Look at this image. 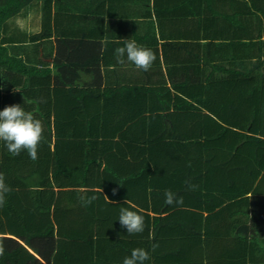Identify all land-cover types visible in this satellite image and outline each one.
<instances>
[{
    "label": "crops",
    "instance_id": "0c3cea01",
    "mask_svg": "<svg viewBox=\"0 0 264 264\" xmlns=\"http://www.w3.org/2000/svg\"><path fill=\"white\" fill-rule=\"evenodd\" d=\"M61 3L64 14L51 19L46 37L36 38L42 31V7L38 16L31 13L34 10H23L21 13L35 18L33 23L37 24L32 30L17 26L9 33L7 25L4 26L0 43L12 60L3 58L0 66V111L8 106L20 105L26 112H31L42 122L41 142L45 143L49 141L48 136L51 142L54 141L53 129L58 123L65 122L73 132L82 127L80 124L85 126L90 123L91 119L101 127L106 120L113 124V120L128 119L133 112L135 120L141 119L143 125L139 124L134 135L137 138L150 137L151 140L152 137L161 138L163 143L161 151L156 150L161 154L151 150L145 155L151 160L152 171L158 167L160 172L177 177L181 175L185 180L197 179L208 166L210 171L217 173L215 177L225 174L224 183L208 179L201 187L196 180L194 189L186 188L188 192L202 190V197L189 198L184 189L177 194L183 198L182 205H167L165 191L172 189L169 182L161 181L162 173L152 176L150 172L141 171L139 181L132 178L127 183L131 197L114 201L106 198L99 204L101 216L109 223L111 239L102 245L99 243L96 249L99 264H123V260L130 257L131 251L136 248L149 253L150 258L144 264H264V167L261 170L258 167L249 168V175L246 171L242 179L238 164L232 167L230 162L236 153L227 147L231 137L218 135V125L206 118L201 126L200 121L204 117L188 121L183 115L186 112L179 107L186 100L196 105L191 96L207 93L200 85L226 79L228 71L218 68L215 71L214 64L226 69L230 66L236 77L251 75L246 71L256 59L248 58L246 46L236 45L255 41L248 39L247 27L244 28L251 25L250 16L238 15L243 23L241 28L225 24L216 15L217 12L233 13L227 0H61ZM192 11L199 17L203 12L205 15L202 17H209V22L198 26ZM186 14L189 16L186 17ZM257 14L260 19L262 13ZM187 18L190 21H186ZM215 19L218 21L215 22ZM219 29H230L231 38L232 34H238L239 39L219 41L213 37L219 34ZM263 32L261 26V41L264 40ZM125 40H134L138 46L151 49L155 54L156 59L147 72L138 70L126 55L123 64L117 62L115 49L123 47ZM225 45L229 47L222 53L220 49ZM260 58L263 63L253 70L255 76H264V60ZM13 60L16 65L11 63ZM233 61L236 64L232 65ZM206 62L211 65L204 66ZM154 87L168 89L169 92L138 90H152ZM228 108L225 117L235 122L237 115H232L234 107ZM199 110L191 112L208 114L205 107ZM133 120L128 124L134 123ZM207 123L208 127L204 128ZM109 141L118 142L120 137L116 135ZM41 142L37 159L32 160L26 151L11 156L4 142L0 141V173L11 189H17V184L25 181L31 189L39 187H36L38 177L34 171L40 165L36 160L45 156ZM123 143L130 146L132 141L125 140ZM50 148L53 150V143H50ZM127 152L126 160H130L128 167L133 171L136 166L132 163H137V152L130 149ZM242 155L243 164L247 165L249 156L246 152ZM222 169L224 172H221ZM11 184H15L14 187ZM52 189L59 190L56 186ZM160 189L164 193H157ZM79 190L83 192L84 188ZM98 190L102 192V189ZM208 190L212 192V197L206 193H209ZM142 191L146 192L145 195L140 193ZM7 196L5 205L0 207V238L17 240L41 260L21 239L1 226L11 219L24 222L29 215L22 208L17 211L6 209ZM20 204L23 206L26 202ZM48 205L46 201L42 203L43 208ZM141 205L147 208L143 209ZM73 207L71 201L66 202L62 206L63 211L59 212V221H69L65 213ZM121 208L147 216L142 215L144 227L145 223L150 224L148 236L144 232L127 234L126 229L121 228L118 220ZM50 212H53L52 206ZM80 216L83 217L82 214ZM74 217H71L72 220ZM154 218H158L160 226L159 233L155 235L158 239L162 238L158 247L161 251L153 250L152 244L151 247H143L144 242L155 238ZM37 219L34 216L33 222ZM168 229L173 230L172 235L168 234ZM135 239L140 241L131 246ZM113 243L115 247H112ZM259 259L262 260L257 263Z\"/></svg>",
    "mask_w": 264,
    "mask_h": 264
},
{
    "label": "trees",
    "instance_id": "16d2710c",
    "mask_svg": "<svg viewBox=\"0 0 264 264\" xmlns=\"http://www.w3.org/2000/svg\"><path fill=\"white\" fill-rule=\"evenodd\" d=\"M227 1L229 9L233 13L230 15L229 13L217 12L216 15L220 20H224L225 24H231L233 28L243 27V23L239 21L238 15L243 16L248 14L251 22L258 20L256 22L257 27L255 25L254 27L251 25L244 26V28L247 27L246 34L248 35V39L255 41L236 44L246 46L248 58L256 59V62L250 63L251 67L246 71L251 73V75L242 74L243 77H236L235 73L232 74L230 66L228 70L222 68L219 64H214L215 71L218 69L225 70V72L228 71L226 79L207 82L204 86L200 85L203 87L202 90L205 89L207 93L200 96H191L196 105L193 106L191 103H187L186 100L181 102L179 107L182 108V112H186L183 115L188 121L204 117L200 121L201 126H203L206 118L208 122L211 121L218 125V135L231 137L227 147L236 153L234 158H230V162L232 167L238 164L237 167L240 169V176L242 177L246 171L249 175V168L258 167L261 170L264 167V157L261 158V152L264 153V76H261V74H258V76L253 75V70H257L263 63L260 57L264 60V40H260L261 26L264 29V0ZM37 2L42 3V31L36 35V38H41V36L46 37L49 34L51 19L62 17V15H59L60 13L64 14V5L61 3V0H0V37L4 26L10 19L20 15L23 10ZM258 12L262 13L260 19L257 14ZM192 14H194L192 16L197 17L196 23L198 26L201 23L205 25V22H209L210 20L207 16L202 17V15H205L203 12L200 17L193 11ZM186 21H190V18H187ZM218 33L217 35L214 34L213 37L219 41L231 38L230 29H224L223 31L219 29ZM232 35L231 39H239L238 34ZM196 37L197 39L200 38L198 35ZM209 37L212 36H205V38ZM228 47L229 45H225L220 51L223 50L222 53H225L226 50L224 49ZM3 58L8 60L9 57L6 54V48L2 47L0 43V66ZM11 63L16 65V61L14 60ZM234 64L236 63L233 61L232 65ZM207 65L211 64L206 62L204 66ZM12 69L9 70L12 71ZM206 80H208V77ZM138 90L155 93L161 91L169 92L168 89L161 90L158 87H154L152 90ZM234 102L238 105H235ZM230 106L234 107L232 115L234 117L235 114L237 115L235 122L225 117L227 109ZM236 106H238L239 110L236 109ZM200 107H205L208 114L202 115L200 112H198L199 114L196 112L193 114L191 112L194 110L200 111ZM135 117V113L132 112V115L128 119L120 120L119 118L116 121L113 120V124L108 123V120H106L101 127L98 126L97 121L91 119L90 123L85 126L80 124L82 127L79 128V126L78 131L73 132L72 129L70 130V126H66L65 122L58 123L54 127V133L52 134L55 137L54 141L51 142V137L48 136L49 141L46 143L41 142L45 156L42 160H36L40 164L35 168L36 171H34L38 177L36 187H39L31 189L30 184L25 181L19 185L17 184L15 188L18 190L12 189L11 192L7 193L8 205L6 209L17 211L22 208L29 214L26 217L27 220L16 222L11 219L9 223L1 224V226H5V231H10L21 239L41 260L31 254L17 240L0 238V246L4 248L3 255H0V264H99V256L97 260L96 249L102 245L101 243L104 244L109 239V223L101 216L99 204L103 203L107 197V199L112 201L131 197L128 195L130 188H128L127 183L132 178H137L139 181L141 171L146 174L150 172L152 176L156 173H162L161 181L163 183L169 182V186L172 189L168 190L176 194L183 192L186 188L190 189L185 183L187 180L192 185H195L194 182L197 180L201 184V187L208 182V179L211 181L215 179L222 180L224 183L225 174L215 177L217 173H215V170L210 171L209 166L204 174L197 176V179L188 178L187 180L183 179L181 175H178V178L176 175H171L168 172H160L158 167L157 170L152 171V167H150L151 160L145 155L152 152L151 150L156 151L160 149L161 151L163 143L161 142V138L157 137H152V140L150 137L137 138L134 135V130H137L139 124L142 125V120H135ZM59 118L60 116H58V122ZM132 120L134 123L129 125L128 123H131ZM205 127H208V123ZM50 129L51 127L48 124L49 132L52 131ZM143 133H145V128ZM116 135L120 137V141H109L114 139ZM125 140L132 141V144L127 146L123 143ZM50 143H53V150L50 148ZM129 149L137 152L135 157L137 163H132V165L136 166L138 170L135 168L131 171L128 167L130 160H126V158L129 155L127 152ZM243 152H246L249 156L247 165L243 164ZM159 154L161 153L158 152L157 155ZM255 160L258 162H255ZM103 161L104 164L102 163ZM235 161L236 164L234 163ZM254 163L256 164L254 165ZM223 166L226 168V164H223ZM49 167L50 170H48ZM101 167L102 169H100ZM127 171H131V173H127ZM237 171L239 172V170ZM221 172H224V170L222 169ZM256 177L257 175L254 176V179ZM11 185L14 187L15 184ZM54 186L59 190H53L52 187ZM81 187L84 188L83 192L79 190ZM248 187L250 188L251 186L248 184ZM248 187L245 186V188ZM99 188L102 189V192L98 190ZM186 191L188 192L187 189ZM201 191L188 192L189 198H194L195 196L202 197L203 192ZM208 191L210 194L207 191L206 193L212 197V192ZM140 193L145 195L146 192L142 191ZM157 193L161 194L164 191L160 189ZM82 195L85 197L95 196L96 199L91 204L85 206L80 199ZM45 201L49 203L47 208L42 207V203ZM68 201H71L74 205L73 209L67 210V213H65L69 221H59V212ZM24 202L26 204L22 206L20 203ZM39 203L41 204L40 206H38ZM51 206L53 207L52 213L50 212ZM141 208L146 209L147 207L141 205ZM81 214L83 217L80 216ZM138 214L143 215L139 211ZM73 215L75 217L72 220L71 217ZM34 216L38 218L37 222H33ZM143 216L147 218V216ZM157 219L154 218L152 221L155 238L144 242L143 247H151L152 244L153 248V245H157L154 250L161 251V248L158 247L161 246L162 240L160 239L162 238L158 239V236L155 235L159 233L158 228H160L157 224ZM147 222L150 221L147 220ZM149 229L150 224L145 223L143 232L147 236ZM172 231V229H168V234L172 235ZM170 235L165 237H169ZM133 241L134 243L130 244L131 246H136L138 244L137 241L140 240L135 239ZM172 241L168 243L172 244ZM112 245V247H115L116 244L113 243ZM261 260L259 259L257 263H260Z\"/></svg>",
    "mask_w": 264,
    "mask_h": 264
},
{
    "label": "clouds",
    "instance_id": "9594fccd",
    "mask_svg": "<svg viewBox=\"0 0 264 264\" xmlns=\"http://www.w3.org/2000/svg\"><path fill=\"white\" fill-rule=\"evenodd\" d=\"M135 65L138 70L147 72L156 59L151 49L138 46L134 40H125L123 47L115 49L117 62L123 64L124 57ZM19 91V90H16ZM43 125L41 120L34 118L31 112H26L20 105L5 107L0 111V141L4 142L8 153L15 157L22 151H26L32 160L37 159L38 145L42 140ZM190 189H194L190 181L185 182ZM10 186L5 183V178L0 173V207L6 203V194L11 192ZM107 197V196H106ZM165 204L182 205L183 198L178 197L171 190L165 191ZM108 198V197H107ZM81 202L87 206L96 199L95 196L80 197ZM119 223L121 228L126 229L127 234H138L144 231V217L135 211L127 208H121L119 214ZM157 245H153V250ZM4 248L0 246V255H3ZM149 253L142 249L136 248L131 251L130 257L123 260V264H144L148 260Z\"/></svg>",
    "mask_w": 264,
    "mask_h": 264
},
{
    "label": "rangeland",
    "instance_id": "374dc122",
    "mask_svg": "<svg viewBox=\"0 0 264 264\" xmlns=\"http://www.w3.org/2000/svg\"><path fill=\"white\" fill-rule=\"evenodd\" d=\"M37 4V5H36ZM36 5V6H35ZM30 8L29 9H25V12L26 11H33L34 10V12H31V13H35L37 16L40 14V8H41V4L38 2V3H35V4H32V6H29ZM37 9V10H36ZM23 14H20V15H18V17L16 16V18L15 19H13L12 20V22L10 23V22H7L6 23V25H8L9 27H7L8 28V31H9V33H12V31H13V29L12 28H16L17 26H20V27H22V28H24V29H26V30H29L30 28H31V30H32V28H35L36 26V24H34L33 23V21H34V17L33 18H29L30 17V15H27V14H24L23 16H22ZM40 16H41V18H42V15L40 14ZM40 16H39V20H40ZM23 17H25V19L23 20ZM21 19V20H20ZM15 20V21H14ZM13 22H14V24H13ZM37 22H39L38 20H37ZM254 25L256 26V20L255 21H252L251 22V26H253L254 27ZM38 26V25H37ZM6 28V29H7Z\"/></svg>",
    "mask_w": 264,
    "mask_h": 264
},
{
    "label": "bare ground",
    "instance_id": "6f19581e",
    "mask_svg": "<svg viewBox=\"0 0 264 264\" xmlns=\"http://www.w3.org/2000/svg\"><path fill=\"white\" fill-rule=\"evenodd\" d=\"M36 5H37V4H36ZM36 5H35V6H36ZM36 10H37V9H36ZM23 13H24V12H23ZM22 16H23V15H22ZM17 17H18V16H17ZM23 18H24V17H23ZM14 19H15V18H14ZM20 20H21V19H20ZM14 21H15V20H14ZM11 22H12V21H11ZM11 22H10V23H11ZM13 24H14V22H13ZM7 27H9V26L7 25ZM7 29H8V28H7ZM12 29H13V28H12Z\"/></svg>",
    "mask_w": 264,
    "mask_h": 264
}]
</instances>
